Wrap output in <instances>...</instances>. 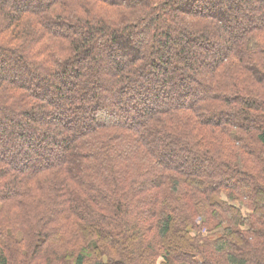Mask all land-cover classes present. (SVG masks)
I'll return each mask as SVG.
<instances>
[{
    "label": "trees",
    "instance_id": "16d2710c",
    "mask_svg": "<svg viewBox=\"0 0 264 264\" xmlns=\"http://www.w3.org/2000/svg\"><path fill=\"white\" fill-rule=\"evenodd\" d=\"M0 264H264V0H0Z\"/></svg>",
    "mask_w": 264,
    "mask_h": 264
}]
</instances>
